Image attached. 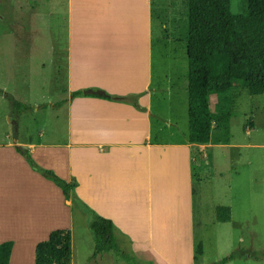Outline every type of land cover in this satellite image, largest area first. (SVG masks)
<instances>
[{
    "label": "crops",
    "instance_id": "crops-1",
    "mask_svg": "<svg viewBox=\"0 0 264 264\" xmlns=\"http://www.w3.org/2000/svg\"><path fill=\"white\" fill-rule=\"evenodd\" d=\"M65 22L63 99L50 107L38 136L10 137L11 125L0 139V244L13 243L8 264H34L35 246L52 231L68 230L72 241L78 211L16 147L73 183V195L112 222L118 243L120 234L154 248L192 225L188 210L190 222L183 221V200L196 193L198 152L229 145L190 144L185 130L176 138L169 116L175 92L159 89L161 78L154 82V48L161 42L153 37L152 0H66ZM77 91L86 92L72 97ZM169 190L174 207L160 196Z\"/></svg>",
    "mask_w": 264,
    "mask_h": 264
},
{
    "label": "rangeland",
    "instance_id": "rangeland-1",
    "mask_svg": "<svg viewBox=\"0 0 264 264\" xmlns=\"http://www.w3.org/2000/svg\"><path fill=\"white\" fill-rule=\"evenodd\" d=\"M152 2L153 37L161 42L154 48V82L161 78L164 85L159 89L171 87L175 92L169 116L177 124L178 139L188 132V0ZM65 14L66 0H0V139L11 125L10 137L38 136L50 107L57 108L56 102L63 99ZM9 99L29 110L14 112ZM214 107L212 97V112ZM43 108L46 111L41 112ZM227 129L213 130L210 141L230 146L198 152L196 193L193 201L183 200V221L190 222L188 210L192 225H182L183 235L157 240L152 248L146 240L118 234L120 249L136 263L264 264V95L251 97L246 90H236ZM171 194L174 190L160 196L174 207L177 200L169 198ZM217 206L230 208L228 222L216 221ZM74 225L71 264H127L111 253L92 256L93 238L79 210Z\"/></svg>",
    "mask_w": 264,
    "mask_h": 264
},
{
    "label": "trees",
    "instance_id": "trees-1",
    "mask_svg": "<svg viewBox=\"0 0 264 264\" xmlns=\"http://www.w3.org/2000/svg\"><path fill=\"white\" fill-rule=\"evenodd\" d=\"M187 58L188 141L193 145H208L213 130H228L236 90H246L251 97L264 95V0H188ZM85 92H73L72 97L84 96ZM97 96L110 100L133 99L113 98L105 93ZM9 100L14 112L29 110L28 106ZM16 151L32 170L61 190L73 209L86 216L94 258L111 253L127 264H138L120 249L112 222L91 212L73 195V183L39 168L26 148L16 147ZM215 219L228 222L229 208L216 207ZM12 246L11 241L0 244V264L9 263ZM195 253L202 255L201 244ZM71 255L70 232L55 230L35 246L34 264H71Z\"/></svg>",
    "mask_w": 264,
    "mask_h": 264
},
{
    "label": "water",
    "instance_id": "water-1",
    "mask_svg": "<svg viewBox=\"0 0 264 264\" xmlns=\"http://www.w3.org/2000/svg\"><path fill=\"white\" fill-rule=\"evenodd\" d=\"M97 94H100V93H97Z\"/></svg>",
    "mask_w": 264,
    "mask_h": 264
}]
</instances>
